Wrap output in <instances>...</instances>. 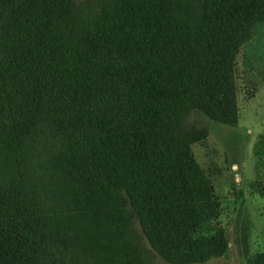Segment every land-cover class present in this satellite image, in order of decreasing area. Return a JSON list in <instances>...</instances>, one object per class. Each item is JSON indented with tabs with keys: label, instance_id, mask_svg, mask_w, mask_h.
<instances>
[{
	"label": "trees",
	"instance_id": "1",
	"mask_svg": "<svg viewBox=\"0 0 264 264\" xmlns=\"http://www.w3.org/2000/svg\"><path fill=\"white\" fill-rule=\"evenodd\" d=\"M0 0V264H168L227 248L193 112L238 121L264 0ZM264 264V252L251 258Z\"/></svg>",
	"mask_w": 264,
	"mask_h": 264
},
{
	"label": "rangeland",
	"instance_id": "2",
	"mask_svg": "<svg viewBox=\"0 0 264 264\" xmlns=\"http://www.w3.org/2000/svg\"><path fill=\"white\" fill-rule=\"evenodd\" d=\"M104 1H77V12H99ZM234 73L237 123L216 122L200 112L187 122L207 132L191 149L220 203L211 225L222 228L227 241L222 254L193 264H252V256L264 252V22L239 48ZM128 235L145 264H168L151 249L135 219Z\"/></svg>",
	"mask_w": 264,
	"mask_h": 264
},
{
	"label": "crops",
	"instance_id": "3",
	"mask_svg": "<svg viewBox=\"0 0 264 264\" xmlns=\"http://www.w3.org/2000/svg\"><path fill=\"white\" fill-rule=\"evenodd\" d=\"M253 101V100H252Z\"/></svg>",
	"mask_w": 264,
	"mask_h": 264
}]
</instances>
